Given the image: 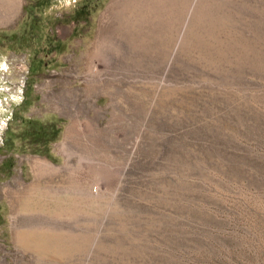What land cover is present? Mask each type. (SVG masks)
Returning <instances> with one entry per match:
<instances>
[{
	"label": "rangeland",
	"instance_id": "374dc122",
	"mask_svg": "<svg viewBox=\"0 0 264 264\" xmlns=\"http://www.w3.org/2000/svg\"><path fill=\"white\" fill-rule=\"evenodd\" d=\"M111 1L0 0V264H264V0Z\"/></svg>",
	"mask_w": 264,
	"mask_h": 264
},
{
	"label": "bare ground",
	"instance_id": "6f19581e",
	"mask_svg": "<svg viewBox=\"0 0 264 264\" xmlns=\"http://www.w3.org/2000/svg\"><path fill=\"white\" fill-rule=\"evenodd\" d=\"M183 1L184 0H112L107 11L104 14V17H103L104 21H102L100 29L98 31V35H97L98 38L96 39V51L103 48L105 43L111 42L112 38H114L115 40L117 38L119 40H122V39H126V40L138 39V40H142V42L145 41V43H146V40H148L149 43L162 42L163 35L167 34L166 32H167L168 26L170 24V21L174 20L173 23H175L177 18H179L178 15H179L180 9L183 7L184 2H185V1L184 2ZM194 2H195V0L193 1V6H194ZM182 3H183V5H182ZM190 12L191 11H189V13ZM180 39H181V37H180ZM112 42H114V40ZM119 42H121V41H119ZM132 44H133V42H132ZM137 44H138V42H137ZM121 45H122V43H121ZM125 45L123 44L122 46H125ZM140 45H142V44H140ZM108 48L109 47H107V50H109ZM116 48H117V46H116ZM118 48H120V47H118ZM125 48H126V46H125ZM128 49H130V47ZM133 49H134V47H133ZM117 51H118V49H117ZM119 51H121V50H119ZM122 64H123V62H122ZM36 161H37V159H36ZM37 163H40V162L37 161ZM42 167H44L46 169H50V171L52 170L54 172H56L59 169L57 167H54L53 165H51L50 163H48L46 161H43ZM30 189L33 191L34 188L32 189L30 187ZM31 190H29V191H31ZM30 195L28 194L26 196H30ZM12 198H15L14 195ZM20 199H19V201H20ZM21 200H23V199H21ZM24 202L22 201V204ZM27 212H30V211H27ZM31 212H32V210H31ZM20 236L19 235L17 236L16 242H17V240L20 241V239L22 238V236L21 237Z\"/></svg>",
	"mask_w": 264,
	"mask_h": 264
}]
</instances>
